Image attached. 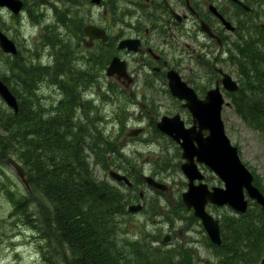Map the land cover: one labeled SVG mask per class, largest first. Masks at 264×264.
I'll list each match as a JSON object with an SVG mask.
<instances>
[{"label": "trees", "instance_id": "1", "mask_svg": "<svg viewBox=\"0 0 264 264\" xmlns=\"http://www.w3.org/2000/svg\"><path fill=\"white\" fill-rule=\"evenodd\" d=\"M108 1L104 2L106 7ZM68 2L56 24L74 25L75 34L84 36L86 21L79 17V27L75 21L79 4L74 9L73 2ZM258 4H264V0H258ZM256 17L264 20V11L261 15L257 11ZM44 32L46 41L41 42V48L52 57V76L48 74L49 66H35L36 52L29 50L28 57L22 59L18 55L10 65L11 71H20L17 78L9 80L0 74L17 98L19 108L15 114L5 106L0 107V164L7 165L9 156L15 158L26 170L30 187L29 191L21 192L18 187L8 188L6 182L0 181L1 193L13 205L10 218L32 230L31 244L37 245L42 253H47L43 250L49 247L50 257L59 256L61 264H184L182 249L162 250L152 245L160 241L159 237H143L138 241L128 235L125 221L132 215L127 209L130 203L139 200L143 177L139 178L130 163L125 162L118 143L109 139L103 126L105 117L97 110L99 106L92 100L83 101L82 91L87 90L84 87H91L98 74L105 71L113 48L99 45L97 54L79 55L74 48L76 44L84 48L82 40L63 41L51 25L44 26ZM242 35L243 40L235 46L242 56L241 89L233 95V103L238 116L264 137V31L258 22L254 26L246 21ZM46 83L52 88L58 86L62 96L49 105L40 95ZM125 115L117 117L122 125ZM153 128L158 138L166 139L155 125ZM91 158L93 164H101L105 169L110 164L122 167L134 185L129 188L123 183L120 186L95 180L90 172ZM83 175L90 179L89 184L84 183ZM0 177L12 182L1 167ZM255 184L264 192L258 178ZM154 203V212L158 213V201ZM176 203L163 215L165 222L181 221L186 230L197 227L204 244L211 248L210 264H259L264 257V214L258 206L235 217H220L222 242L215 246L182 200L178 198ZM4 234L0 230L1 240Z\"/></svg>", "mask_w": 264, "mask_h": 264}, {"label": "rangeland", "instance_id": "2", "mask_svg": "<svg viewBox=\"0 0 264 264\" xmlns=\"http://www.w3.org/2000/svg\"><path fill=\"white\" fill-rule=\"evenodd\" d=\"M23 1L26 2V10L19 16L14 17L6 9L0 10V30L16 43L20 58L23 59L22 56L28 57L26 55L27 50L35 51L36 56H33L35 66H49V72H47L49 76H52V57L48 51L44 52V49L41 48L43 46L41 42L46 41L44 39V26L51 25V27H56V31L60 33L63 41L75 42L82 40L83 42L84 36L75 34L76 28H72L74 25L64 27L56 24L58 17L63 14L61 10H64L66 0L61 2L60 0H52V3L55 5L49 6L48 9L40 7L38 3L35 4L34 1L37 2V0ZM90 1L82 0L79 16L76 15L75 21H79L80 17L86 23L103 27L110 33V24L115 20L112 14L113 7L117 8L116 18L122 17L121 11L126 6L127 0H110V14L106 12V4L104 3L107 0H101L103 6L100 7L91 5ZM262 8H258L260 15ZM135 13H137V10ZM253 13L254 10L250 15H243V19L249 23L252 22L255 26L256 22ZM52 32L54 33V29H52ZM152 37L156 41L155 43L162 39L157 32H154ZM186 40V36L179 38L178 42L170 40L169 42L171 43H163L162 48L165 49L172 59L176 57L181 59L178 62L172 60L173 66L181 65V74L187 81H191L194 75H200V69L195 62V57L202 49L199 48V43H192ZM84 42H86L83 43L84 48H81L78 44L74 48L79 55L82 53L97 54L99 44L93 43V46L89 48V41ZM194 49L197 50V53H193ZM37 53L41 54L40 57ZM202 53L204 54V52ZM119 56L122 59L126 57L123 53ZM15 58L12 56L11 58H7L4 54L0 58V74L7 76L9 80L17 78L16 75H20V71L10 70V65ZM129 59L131 60V57ZM29 62L30 58H28L27 64H30ZM134 63L132 64L133 66L135 65ZM63 76L65 77V74ZM63 83H67V81ZM138 84L139 81L132 88V91L126 93L121 87H118L114 78L106 77L105 72L102 71L96 77L94 84L91 86L92 88H88V91H82L84 93L83 101L95 98L97 106H99L97 110H99L106 120L103 126L107 131L110 130V140L118 143L120 153L126 159L125 162L130 163V167L139 175V178L140 176L143 177V175L151 176L160 183L166 184L169 188L167 192L162 193L161 191L152 189L145 183L139 184V191L144 193L145 198L141 202L140 200H136L133 204L144 203L145 208L142 212L133 214L125 221L127 225L126 229L129 231L128 235L138 241H142L140 239L143 237L147 239L153 236L159 237V242L150 244L158 246L162 250H171L174 247L180 249L182 247H192L196 253V260L201 263H207L212 255L209 250L211 248H209L207 243V246L204 244V238L198 232V228L196 227V230L190 231L188 229L184 230L181 221L171 224L165 222L163 217V215H167L169 207L177 206V199H181L182 192L187 189V179L180 169L182 159L179 148L166 136H164L166 139L158 138L153 126L160 120L161 116L173 115L179 111V108L174 98L166 92L167 84L162 87L158 83L154 88V92H145V94H143L144 92H133L138 90ZM108 87L110 89V98L107 95L105 96ZM57 88L58 86L54 88L49 87L48 83L42 85L40 95L48 105L62 98ZM226 102L227 105L224 107L222 113L226 134L232 144L238 148L242 162L259 179L260 184L264 188V137H261L256 129L244 122L234 112L230 99H226ZM1 106L6 107L0 98ZM123 113L126 114L124 125L117 121V117H122ZM183 118L184 120L188 119L187 115H183ZM136 128H143L144 132L136 138L129 137L128 133ZM0 167L6 172V175L9 176L12 182L8 183L4 177H0V181L6 182L8 188L18 187L21 192H26V189L21 184V180L15 175L13 168L9 164H0ZM201 170L206 175L209 184L215 186L221 185L213 173L202 166ZM108 171L109 169L106 171L101 164H93L91 158L90 172L95 180H107L113 183L107 174ZM121 173L124 174L126 172L122 170ZM1 192L0 190V230L4 231L5 236L2 240L0 239V264H61L59 256L50 257L49 247L43 250L47 254L42 253L37 245L31 244L30 237L33 236L32 230L23 225L21 227L16 219L10 218L9 214L13 210L12 202L8 199L7 195L5 196ZM156 201H158L156 205L158 213L154 212V202ZM32 209L30 210L33 212ZM208 210L213 216L220 215L222 217L230 215L235 217L229 209L213 210L209 208ZM179 230H182L181 236L179 235ZM167 235H171L172 239L169 244L165 243L167 245L165 246L162 240ZM146 242L151 241L146 240ZM52 252L53 249L51 250Z\"/></svg>", "mask_w": 264, "mask_h": 264}, {"label": "flooded vegetation", "instance_id": "3", "mask_svg": "<svg viewBox=\"0 0 264 264\" xmlns=\"http://www.w3.org/2000/svg\"><path fill=\"white\" fill-rule=\"evenodd\" d=\"M43 1L44 5H41L40 0L34 1V3H38L40 7L46 9L55 5L52 0ZM66 1L67 4L70 3L68 0ZM71 1L74 9L78 4L80 8L82 0ZM246 3V0H127L126 6L121 11L122 17L117 18V8L114 7L112 14L115 20L110 24V33L106 29L110 36L108 44L110 48H113V57H118L124 62L126 73L123 79L114 75L116 83L121 85L126 93L132 91L138 81V90L133 92H144L143 94L154 92L158 83L162 87L165 86L164 82L167 83L168 72L174 70L184 82L195 90L199 99L203 100L207 93L215 88L220 89V93L225 99H231L233 92H229L225 88L224 74H228L238 83L240 82L239 72L234 65L232 56L238 48L235 46L243 39V15H250L253 9L257 8L256 6L248 7ZM24 6H26V2H24ZM136 10L137 13H135ZM107 12L110 14V0ZM222 18L231 26H226ZM78 25H81L79 21L76 22V27ZM154 32H157L162 38L157 43L152 37ZM185 36L187 37L186 41L199 43V48L202 49L199 53L197 50H193V53H197L195 62L200 69V75H194L191 81H187L181 74V65L173 66L172 60L178 62L181 59L177 57L172 59L162 48L163 43H171L170 40L178 42L179 38ZM123 40L135 42L138 50L119 49L118 46ZM84 41L87 40L84 39ZM99 41H94V44ZM88 45L90 48L93 43L89 42ZM121 53L125 54L124 59L119 56ZM133 62H135L134 66ZM109 90L108 87L107 94L110 98ZM166 92H169L167 87ZM174 101L179 108L176 113H179L182 118L183 115H187L188 119L184 120L183 118V120L186 126H191L194 119L192 114L183 107L185 101L177 98H174ZM92 102L97 106L95 98L92 99ZM81 106L83 108V104ZM192 254L196 259L194 249Z\"/></svg>", "mask_w": 264, "mask_h": 264}, {"label": "water", "instance_id": "4", "mask_svg": "<svg viewBox=\"0 0 264 264\" xmlns=\"http://www.w3.org/2000/svg\"><path fill=\"white\" fill-rule=\"evenodd\" d=\"M92 3L99 4L100 0H92ZM0 8H7L14 15H18L23 8V2L21 0H0ZM84 32L91 39H102L104 42L107 40L106 32L96 26L89 25L85 27ZM119 47L121 49L138 50L135 42L129 40L122 41ZM0 48L4 54L13 56L18 54L16 44L1 30ZM115 73L120 77L126 76L125 64L120 62L118 58H115L107 69L108 76ZM167 77L172 95L181 101H185L183 107L192 114L194 123L191 127H186L181 116L177 114L172 117H162L157 122V128L161 133L179 144L182 149V159L185 162L181 165V169L188 180V189L182 194L184 205L188 210H193L194 215L201 220L211 242L220 245L219 222L207 212V205L228 206L235 212L245 213L248 207V197L261 205L264 211V195L254 186L252 174L241 162L237 147L232 145L226 135L221 118L224 99H222L219 89L216 88L208 92L205 100H200L195 91L180 78L176 71H169ZM223 84L230 91H236L238 88L228 75H225ZM0 98L15 114L18 113V101L1 79ZM141 132L142 129H138L133 131L132 135H138ZM205 132H208V134L205 135ZM7 162L24 185L29 188L26 179L27 172L22 165L12 157H8ZM198 164L208 167L217 175L224 186L210 189L208 184L203 182L205 176L200 171ZM111 175L117 181L130 185V181L126 176L116 172H111ZM83 180L88 183L85 176ZM145 180L155 189L162 191L168 189L166 185L157 183L152 177H145ZM141 209L142 205L140 204L131 206L129 211L138 212ZM183 257L185 264H196L193 261L191 249H184ZM261 264H264V260Z\"/></svg>", "mask_w": 264, "mask_h": 264}]
</instances>
